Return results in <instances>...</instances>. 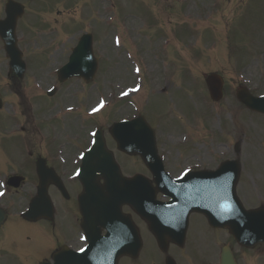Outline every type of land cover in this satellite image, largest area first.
I'll list each match as a JSON object with an SVG mask.
<instances>
[{"label":"rangeland","instance_id":"374dc122","mask_svg":"<svg viewBox=\"0 0 264 264\" xmlns=\"http://www.w3.org/2000/svg\"><path fill=\"white\" fill-rule=\"evenodd\" d=\"M48 1L49 4L46 6L53 9L55 7V0ZM159 1L161 4L167 6L173 0ZM193 1L196 3L198 9H202L201 15H203L202 12L208 8L214 9L216 15L212 16L208 21H205L203 17L198 16L197 18L202 21V25H209L208 29L214 30L211 34L214 35V41L217 42V47L215 46L211 55H207L206 43L209 42L210 39L207 35L203 36L205 40L202 41L198 49V55L193 51L190 52L182 49L183 52H180L181 54L178 58V61L182 60V62L177 64L175 70L180 69L184 71V66H190L192 71L195 72L198 87L194 93L195 95H193L194 98H200L199 95L201 94V90H203L202 87H204V84L202 76L209 70H218V72L223 74L230 83L229 95L227 96L225 93L219 105H231V108H233L236 106V101L232 95H234V90L239 83L247 85L253 91L258 90L257 92H261V90H264V0ZM220 1L221 3H219ZM120 2L121 0H119V3ZM216 2H218V5H214ZM65 4L70 7L61 9V14L67 17V19L71 17V30H77L78 28V30L86 29L93 25L96 26V23L91 19L92 17L97 23L99 22V10L101 5L98 3V0H66ZM205 4L206 6H204ZM73 6L75 7L72 8ZM59 7H61V5H59ZM124 7L130 12L136 10V13L139 12V9L143 8L152 14H155V9H157L156 6L152 5V1L145 2L142 0H134V2L133 0H125ZM194 7L195 5L193 8ZM189 11H191L190 8ZM192 11H194V9ZM81 12L85 14L79 15ZM55 16H58V14L56 13ZM165 16L167 22L170 24V28L177 29V25L174 24L178 21L177 10L167 13ZM65 21L67 20L63 22ZM48 23H52V19H48ZM99 23L100 25L105 24L104 21H100ZM225 31L226 33H224ZM139 34L142 37L144 31L140 30ZM222 36L226 43L223 42ZM229 42L230 48L228 50L227 43ZM122 50L124 53H129L132 60H139L138 52L135 51L129 43L123 44ZM152 63L153 62H151V65ZM181 82L185 83V80H181ZM135 99L139 105L141 103L143 108L141 105L140 108L143 112L148 110V94H142L139 97H135ZM184 100L186 101V98H181L183 105L179 107V112L172 117V127L175 131H179L187 130L191 126V123L193 126H196V134L189 136V142H183L190 145V153L198 154L201 149H203L204 154L208 152L205 149H215L222 152L225 148L231 146L247 151L252 156H256L260 159L264 158V116L254 115L252 113L247 115L243 113L241 114L242 118L238 119L236 116H238L239 113H235L234 110L223 108L217 111L212 105L209 106V109H204L198 103H193L187 107ZM89 101V103H94L96 97H93ZM164 103L167 104L166 100L158 102V105L161 107ZM162 114L165 116L166 121L171 116V114L167 115V112ZM159 121L162 125H166V122L162 120ZM183 135L186 136V132H183ZM175 149L179 151V148ZM247 152L244 154V158L247 157ZM257 163L258 165L253 168L248 165L241 179H243L246 184L247 190L254 191L257 199L261 198L264 200V160L257 161ZM1 174L0 171V175ZM239 192L246 198V200H243V203H251V201H253L248 194H246L243 187L239 188ZM21 195L22 193L20 192L12 196L16 198L21 197ZM17 226L16 231H18L19 228L22 229L23 226L29 225L17 223ZM39 230L44 234V237L48 239L47 234L50 233V229L41 227ZM16 231L8 232L9 239L12 238L14 241H17V235L12 233ZM144 235H147L146 238L150 239L148 237L149 233L146 230ZM208 237V235L198 234L196 231H193V236L187 249V243L185 244L186 253H179L175 249L173 252V249L170 247H168V251L170 254L172 252V254L176 255L181 264H198L200 261L209 258V256H213L209 251L210 241ZM11 244L14 247L13 243ZM46 250L47 249L42 248L40 251ZM241 255L244 256L241 257ZM38 257L39 253L29 257L28 262L30 264H37ZM237 258L240 260L241 264H264V250L259 252V257L254 256L252 259H249L245 252L240 255L237 254ZM258 260L261 263H259ZM134 261L133 264H162V260L159 256L157 259L152 245L147 247L143 254L134 259ZM252 261H254V263H251ZM0 264L5 263L0 259Z\"/></svg>","mask_w":264,"mask_h":264},{"label":"flooded vegetation","instance_id":"af4514ba","mask_svg":"<svg viewBox=\"0 0 264 264\" xmlns=\"http://www.w3.org/2000/svg\"><path fill=\"white\" fill-rule=\"evenodd\" d=\"M45 59L46 57L43 55L35 57L36 67L39 70L44 68ZM38 75H42V77L38 79L39 90L31 89V92H28L29 95L22 92L21 89H16L14 91L16 98L12 102L9 100L0 105V147H4L10 156L17 153V156L22 154L24 158L23 161L17 162L15 167L7 165L4 169L8 172V175L20 174L25 177L19 187L24 186L27 181L26 176H29L28 181H36V169L31 165L39 156L45 157L47 163L53 165L51 158L54 143L51 139L52 126L50 125L48 115L53 114L55 105L54 99L45 97L42 92V87L53 79V75H51L48 70L45 75H43L42 71H38ZM103 75H109L110 78H115L111 73H103ZM12 90L13 89L9 88L8 91L12 92ZM66 100L67 97L62 92H60L56 99L58 105L64 103ZM111 115L114 120L119 116H127L128 106L125 104V101L119 102L116 100L113 104ZM8 154L6 155L8 156ZM65 156L66 159H68L69 153H66ZM66 170V165L57 168L58 172H64ZM62 180L70 197L61 204L59 210L66 209L68 211H73L75 208L74 195L78 190V186L75 182L68 181L67 177L62 176ZM30 185L35 186V184L32 183ZM73 225L74 222L72 220L70 222L56 220L49 225L54 236L52 244L53 249L65 242L69 245L74 244L75 232L71 228ZM5 264L8 263L5 262Z\"/></svg>","mask_w":264,"mask_h":264},{"label":"water","instance_id":"95a60500","mask_svg":"<svg viewBox=\"0 0 264 264\" xmlns=\"http://www.w3.org/2000/svg\"><path fill=\"white\" fill-rule=\"evenodd\" d=\"M215 79H216V78L214 77V78L211 80V84L214 83V80H215ZM213 87H214V88H213V89H214V93H215V95H216V93H217V87H216V85L213 86ZM121 191H122V189H118V190L114 193V196H115L117 199H120ZM125 198H126V197H124L122 200H125ZM154 229H155V232H156L158 235H159L160 230H162L161 226H160V227H154ZM106 237H107V236L103 237L102 239H106ZM128 251H131V248L128 249ZM121 252H122V250H120V249H117V250H115V252H113V256H112V258H111L110 264H115L116 257H117ZM226 259H227V261H228L229 263L232 264V261H231L230 257L227 256Z\"/></svg>","mask_w":264,"mask_h":264}]
</instances>
